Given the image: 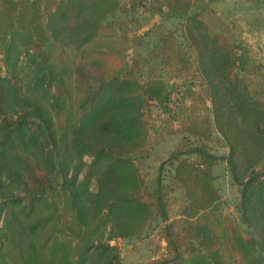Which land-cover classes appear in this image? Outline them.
<instances>
[{
	"label": "trees",
	"instance_id": "trees-1",
	"mask_svg": "<svg viewBox=\"0 0 264 264\" xmlns=\"http://www.w3.org/2000/svg\"><path fill=\"white\" fill-rule=\"evenodd\" d=\"M212 1L0 0V264H121L111 241L138 237L154 215L169 257L150 264H264V64L206 21ZM138 11L178 27L131 33L129 14ZM152 33L148 53L127 60ZM23 58L33 65L31 93L20 84ZM164 70L201 79L199 91L179 89L187 116L169 108ZM153 102L181 122L170 131L181 143L200 142L178 143L147 180L138 159L150 156ZM214 131L227 154L209 149ZM219 160L239 186L245 233L220 209ZM175 187L178 219L170 214ZM106 226L107 240H98Z\"/></svg>",
	"mask_w": 264,
	"mask_h": 264
},
{
	"label": "rangeland",
	"instance_id": "rangeland-1",
	"mask_svg": "<svg viewBox=\"0 0 264 264\" xmlns=\"http://www.w3.org/2000/svg\"><path fill=\"white\" fill-rule=\"evenodd\" d=\"M132 19L130 22L131 33L137 31L144 33L146 30L154 28L157 24L162 23L168 28H177V20H166L159 15H152L149 12H133L129 14ZM203 17L209 24L215 26L216 29H222L226 36L232 42H241L249 50L250 55L259 63L264 64V2L261 0H213L209 6L204 10ZM181 32V31H179ZM183 39V38H181ZM144 47H134L127 52V60L132 61L133 55L138 57L145 56L148 49L157 41L156 33H152L146 39ZM186 43V42H185ZM188 45V43H186ZM187 48L192 59L194 60L193 67L198 63V53L195 47ZM3 54L0 51V73L5 75L7 73L6 66L2 60ZM20 84L23 86L25 93L33 92L32 77L34 74L33 65L23 58L18 65ZM163 77L169 83L171 90L169 108L174 110L176 114L187 116L188 109L183 111L179 109L181 103L182 93L179 89H185L192 85L196 91L201 90V79L193 76L191 73L185 77L171 76L167 70L161 72ZM147 76V67H143L141 79L144 81ZM35 94L41 98L45 103H48V96L42 90H38ZM183 100V99H182ZM191 101L187 99L182 104L189 106ZM182 106V105H181ZM185 106V107H186ZM181 111V113H180ZM149 127H150V141L149 149L150 156L138 159L140 172L147 180L155 178L158 174V169L162 162L167 158L168 154L173 150L178 143L181 146L188 144H197L199 139L188 136L185 143L180 142L179 134H173L171 130L180 127L181 122L174 120L170 111H163L153 102L146 111ZM214 138L206 141L209 149L219 155H225L229 152L224 138L214 131ZM85 160L90 162L92 157L85 156ZM171 165L166 164L164 169V181L171 184L172 170ZM214 173L216 175L215 184L221 195L220 209L222 213L229 217L231 223L235 224L241 233H245L248 228L241 222L236 205L239 200V186L232 180L227 161L219 160L214 165ZM170 187L174 185H169ZM172 187V188H173ZM92 188H96L95 182ZM176 188V187H175ZM15 191L22 193L20 188H15ZM170 214L173 219H178L181 216V206L183 204L182 190L174 189L170 193ZM159 218L156 215L147 221L144 225L140 235L132 239H114L112 244H117L120 249L121 264H150L151 262L165 259L169 257L166 250V242L160 236V229L158 226ZM110 226H106L104 230L99 233L98 240H107Z\"/></svg>",
	"mask_w": 264,
	"mask_h": 264
}]
</instances>
